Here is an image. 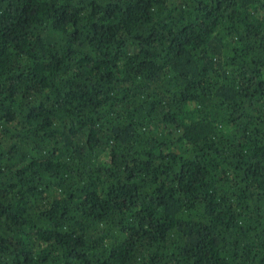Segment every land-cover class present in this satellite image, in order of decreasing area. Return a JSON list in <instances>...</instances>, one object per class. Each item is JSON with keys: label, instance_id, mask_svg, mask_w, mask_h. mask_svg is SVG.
I'll list each match as a JSON object with an SVG mask.
<instances>
[{"label": "trees", "instance_id": "trees-1", "mask_svg": "<svg viewBox=\"0 0 264 264\" xmlns=\"http://www.w3.org/2000/svg\"><path fill=\"white\" fill-rule=\"evenodd\" d=\"M0 264H264V0H0Z\"/></svg>", "mask_w": 264, "mask_h": 264}]
</instances>
